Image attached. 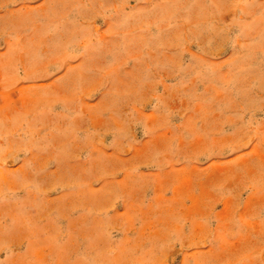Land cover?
Masks as SVG:
<instances>
[{
    "label": "rangeland",
    "instance_id": "obj_1",
    "mask_svg": "<svg viewBox=\"0 0 264 264\" xmlns=\"http://www.w3.org/2000/svg\"><path fill=\"white\" fill-rule=\"evenodd\" d=\"M0 264H264V0H0Z\"/></svg>",
    "mask_w": 264,
    "mask_h": 264
}]
</instances>
